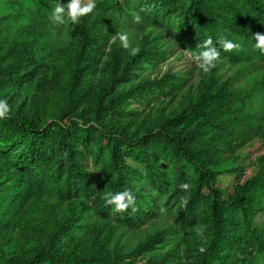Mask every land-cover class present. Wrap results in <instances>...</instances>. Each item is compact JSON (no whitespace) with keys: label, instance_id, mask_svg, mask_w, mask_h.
Masks as SVG:
<instances>
[{"label":"trees","instance_id":"obj_1","mask_svg":"<svg viewBox=\"0 0 264 264\" xmlns=\"http://www.w3.org/2000/svg\"><path fill=\"white\" fill-rule=\"evenodd\" d=\"M134 8L154 26L165 27L192 55L211 38L219 55L230 61L264 59V52L254 46V34H264V0H139ZM75 31L80 40L71 65L74 87L81 80L84 49L93 41L91 30L75 26ZM221 38L238 43L239 48L225 51ZM143 57L145 53H136L129 63ZM125 72H130L128 66L122 68ZM16 75L19 66H9L0 76V88L15 83ZM148 88L147 83L137 84L118 99L141 96ZM258 95L263 99L256 109L243 90L207 91L180 113L159 119L157 128L140 134L104 119L115 100L98 107L95 124L62 118L39 124L23 115L21 103L10 105L7 117L0 119L3 164L28 190L48 187L59 204H72L63 217L42 224L35 251L19 264H264V220H255L264 210V153L258 158L257 170L236 182L231 192L217 185L220 171L216 169L218 154L232 142L237 144L261 130L264 93ZM88 157L99 166L97 183L86 171ZM185 184L187 188L181 187ZM125 189L135 196L134 204L113 212L111 205H105V194ZM154 193L167 195L165 203L177 225L175 232L182 233L176 244L157 250L154 244L165 236L154 232L138 251H151L141 263L134 259L133 250L109 251L97 240L86 250L62 249L59 235H64L63 243L73 241L71 227L81 229V217L90 206L99 217L133 225L162 206ZM182 200L187 201L183 206ZM81 209L82 216L77 211ZM197 229L202 230L200 235Z\"/></svg>","mask_w":264,"mask_h":264},{"label":"rangeland","instance_id":"obj_2","mask_svg":"<svg viewBox=\"0 0 264 264\" xmlns=\"http://www.w3.org/2000/svg\"><path fill=\"white\" fill-rule=\"evenodd\" d=\"M138 1L96 0L93 12L78 23L72 24L65 18L59 24L49 20V13L56 2L63 4L66 0H0V76L6 74L9 66H19V75L13 76L18 79L0 88V99L14 107L21 103L23 115L39 124L56 118L94 123L98 107L115 100L112 109L100 113L110 123L137 134L157 128L159 119L180 113L207 91L243 90L251 104L259 108L263 98L258 94L264 93V59L233 62L219 55L215 67L204 73L192 60L191 52L181 48L165 27L154 26L134 8ZM75 26L93 32V41L82 54V76L76 87L71 65L80 36ZM121 32L128 33L130 47H137V53H145V58L129 63L133 56L130 50L121 48L119 41L113 39ZM124 66L130 72L122 73ZM142 83L149 85L145 94L118 99L130 87ZM256 111L259 116L262 114ZM262 124L261 130L237 144L232 142L218 154L220 188L231 192L236 182L257 170L258 158L264 153V120ZM91 159H87L86 171L97 183L99 166ZM127 162L136 164L131 159ZM161 164L166 166L164 161ZM139 169L144 170L142 165ZM19 183V178L0 159V264H19L31 256L42 224L63 217L72 206L67 201L59 204L48 187L28 190L26 183ZM164 186L166 190L170 188L168 184ZM141 190L148 191L145 187ZM95 193L98 196L99 191ZM166 196L154 193L162 206L133 225L99 217L92 206L85 215L84 210H77L83 215V226L75 231L72 225L73 241L63 243L64 235H59L62 249L76 246L73 248L76 251L86 250L97 240L109 251L133 250L136 262H143L151 251H138L154 232L161 231L165 236L154 244L162 251L170 243L176 244L182 234L175 232L177 225L166 207ZM255 220L257 223L264 220V210Z\"/></svg>","mask_w":264,"mask_h":264},{"label":"clouds","instance_id":"obj_3","mask_svg":"<svg viewBox=\"0 0 264 264\" xmlns=\"http://www.w3.org/2000/svg\"><path fill=\"white\" fill-rule=\"evenodd\" d=\"M95 7L96 0H86V2H84V0H66L63 4L56 2L49 13V20L53 23L63 24L65 18H67L70 23L76 24L80 21V18L92 13ZM136 19L138 20L139 17ZM113 39L119 41V46L121 48L130 50V54L132 55H135L139 51L137 47H130L129 35L127 32L117 33ZM254 41V46L264 52V34H254ZM220 43L225 51L239 48L238 43L224 38L220 39ZM200 48L201 50L193 54L191 58L198 64L202 72L207 73L215 67V61L219 57V52L213 45L211 38L206 39L200 45ZM8 113V103L4 99H0V119L6 118ZM181 187L187 188V185L185 184ZM134 201L135 196L127 189L117 193H107L104 196L105 205H111L113 212H122L128 209L129 206L134 204ZM186 202V200H182L181 206L186 204ZM201 231V229H197V235H200ZM200 251L203 252L204 249L201 248Z\"/></svg>","mask_w":264,"mask_h":264}]
</instances>
